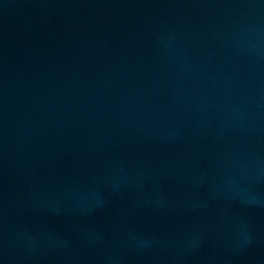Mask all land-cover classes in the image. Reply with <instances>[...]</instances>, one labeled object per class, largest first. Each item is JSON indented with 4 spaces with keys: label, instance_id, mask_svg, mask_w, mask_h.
Here are the masks:
<instances>
[{
    "label": "water",
    "instance_id": "1",
    "mask_svg": "<svg viewBox=\"0 0 264 264\" xmlns=\"http://www.w3.org/2000/svg\"><path fill=\"white\" fill-rule=\"evenodd\" d=\"M0 264H264V0H0Z\"/></svg>",
    "mask_w": 264,
    "mask_h": 264
}]
</instances>
